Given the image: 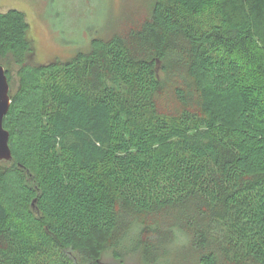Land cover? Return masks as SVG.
<instances>
[{"label":"trees","instance_id":"16d2710c","mask_svg":"<svg viewBox=\"0 0 264 264\" xmlns=\"http://www.w3.org/2000/svg\"><path fill=\"white\" fill-rule=\"evenodd\" d=\"M28 29L0 11V65L37 89L3 118L26 177L0 196V264H163L180 234L201 264H264V0H154L61 63L31 62Z\"/></svg>","mask_w":264,"mask_h":264},{"label":"rangeland","instance_id":"374dc122","mask_svg":"<svg viewBox=\"0 0 264 264\" xmlns=\"http://www.w3.org/2000/svg\"><path fill=\"white\" fill-rule=\"evenodd\" d=\"M154 0H0V11L18 9L25 15L29 25L28 38L34 48L33 64L61 63L78 54H86L93 40L107 41L115 35L126 34L132 26H138L149 18ZM9 72V94L23 100L24 95H35L34 78L20 75V66L14 60L1 59ZM2 66V67H3ZM243 77L250 81L249 70L242 68ZM255 77V76H254ZM27 84V85H26ZM31 87H33L31 89ZM26 101V99H25ZM161 113L170 112L173 103L168 92L157 100ZM23 171L8 161H0V196L7 197V180H16ZM24 177V178H25ZM27 182V180H26ZM30 185V184H29ZM13 196L10 193V198ZM35 203H33V208ZM21 219V218H20ZM22 220V219H21ZM29 228L35 225L30 221ZM185 235H178L175 242L166 246L161 253L163 264H201L198 254L186 243ZM107 263H112L105 257ZM126 264H144L136 254ZM217 264H225L217 260Z\"/></svg>","mask_w":264,"mask_h":264},{"label":"water","instance_id":"95a60500","mask_svg":"<svg viewBox=\"0 0 264 264\" xmlns=\"http://www.w3.org/2000/svg\"><path fill=\"white\" fill-rule=\"evenodd\" d=\"M10 102L9 84L5 70L0 65V161H10L12 158L8 145L9 133L3 128V118L9 110Z\"/></svg>","mask_w":264,"mask_h":264}]
</instances>
